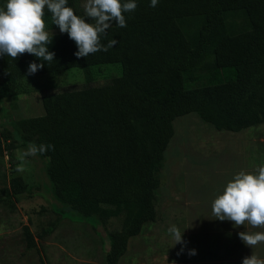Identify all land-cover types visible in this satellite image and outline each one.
I'll use <instances>...</instances> for the list:
<instances>
[{"label": "trees", "instance_id": "obj_1", "mask_svg": "<svg viewBox=\"0 0 264 264\" xmlns=\"http://www.w3.org/2000/svg\"><path fill=\"white\" fill-rule=\"evenodd\" d=\"M81 1L68 0L67 6L83 17ZM136 3L135 11L125 13L126 27L113 22L101 37L103 45L117 41L108 51L78 58L69 35L55 32L49 45L54 60L34 73L118 62L121 75L42 94L43 114L0 128V152L7 151L11 173L7 201L19 202L27 190L12 148L54 145L37 155L48 158L46 174L62 203L56 211L104 229L98 235L105 264H118L129 239L156 218L160 161L176 117L196 113L233 132L264 122V0ZM5 5L0 0V8ZM236 14L243 21L228 26L227 18ZM193 17L199 25L187 33L182 26ZM44 20L46 30H59L47 8ZM0 59L1 104L15 95L19 79L31 75L29 63L42 61L28 53ZM111 218L120 227L109 231Z\"/></svg>", "mask_w": 264, "mask_h": 264}, {"label": "rangeland", "instance_id": "obj_2", "mask_svg": "<svg viewBox=\"0 0 264 264\" xmlns=\"http://www.w3.org/2000/svg\"><path fill=\"white\" fill-rule=\"evenodd\" d=\"M85 3L82 0L80 5L84 7ZM242 21L241 14L227 18L228 26L237 23L236 28ZM184 23L182 27L187 33L199 25L194 17ZM121 73V64L112 62L21 78L16 83L15 95L6 97L0 104V128L10 126L12 120L42 114V94L80 85L86 80L100 83ZM173 127L175 134L160 161V184L154 193L156 218L145 222L141 231L129 239L118 264H242L243 258L252 252L264 258V243L251 249L239 238V232H253L254 228L202 224L199 217L196 219L201 211L197 213L185 203L187 195L194 198V193L203 190L207 181L201 175L212 167L240 171L255 170L264 164V122L233 132L216 129L196 113H188L176 117ZM28 147L29 144H21L12 148L18 166L24 169L20 174L27 187L19 202L7 201L11 173L7 151L0 152V264H105L98 235H104V229L98 227V233L78 218L73 221L60 218L56 208L62 203L53 195L46 174L48 158L36 155L21 161L20 156ZM239 153L246 157L242 159ZM250 154L257 164L249 161ZM172 225L184 229L186 243L180 255L177 253L182 245L174 246V238L168 232ZM119 227L120 222L115 218L105 226L109 231ZM191 249H195V255L188 254Z\"/></svg>", "mask_w": 264, "mask_h": 264}, {"label": "clouds", "instance_id": "obj_3", "mask_svg": "<svg viewBox=\"0 0 264 264\" xmlns=\"http://www.w3.org/2000/svg\"><path fill=\"white\" fill-rule=\"evenodd\" d=\"M158 0H151L150 6L155 7ZM68 5V0H6L4 8H0V55L10 56L13 60L25 53L34 55L42 62H30L28 74H34L44 67V62L50 64L55 53L49 50L53 42V32L46 30L44 20L45 8L52 14L53 24L59 27L61 33H67L77 45L75 55L88 57L98 51H108L116 45L112 39L107 45L101 43V37L115 22L119 27H126L125 13L137 8L136 0H86L83 17L77 15ZM93 21V22H90ZM54 145L31 144L22 152L20 160L26 157L43 154ZM22 172V166L16 169ZM213 219L231 221L234 227L241 225L264 229V164L254 172L240 170L227 182L221 194L212 203ZM184 231V229H183ZM183 231L176 225L169 227L168 232L174 238V246L185 241ZM241 241L251 249L264 243V231H241L238 233ZM195 255V249L188 252ZM242 264H264V258L255 252L245 256Z\"/></svg>", "mask_w": 264, "mask_h": 264}, {"label": "crops", "instance_id": "obj_4", "mask_svg": "<svg viewBox=\"0 0 264 264\" xmlns=\"http://www.w3.org/2000/svg\"><path fill=\"white\" fill-rule=\"evenodd\" d=\"M244 145L245 144L243 143V146ZM237 155L239 157H242V159L246 157V154L244 153H239ZM248 157L250 158L249 161L252 160L255 162L254 164H257V159L255 160L251 154L248 155ZM212 168L213 169L207 170L206 172L207 174L201 175V177H203L204 180L207 181V183L204 184L203 190L201 188L200 192L194 193V196H196L194 198L191 197V194L187 195L186 197L187 201L185 202L186 207L196 210L197 213L201 211V215L197 216L196 219L199 217L198 220H200L202 224L208 223V224H213V225L215 224L231 225L233 224V222L231 221H228V220L220 221L218 219H213L214 217L212 216V203L214 199L216 198V196L222 193L223 189L226 187L227 182H229L233 178L234 174L239 172V170H233V169L224 170V168H217V167H212ZM255 170L246 169L245 171L254 172ZM255 231H264V229L256 228L253 230V232ZM232 260L235 261L236 259L231 258V261Z\"/></svg>", "mask_w": 264, "mask_h": 264}]
</instances>
